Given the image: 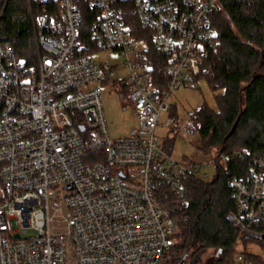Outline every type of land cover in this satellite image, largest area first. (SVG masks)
<instances>
[{
    "label": "built area",
    "instance_id": "2783aa9c",
    "mask_svg": "<svg viewBox=\"0 0 264 264\" xmlns=\"http://www.w3.org/2000/svg\"><path fill=\"white\" fill-rule=\"evenodd\" d=\"M6 3L0 0V18ZM24 4L34 61L0 42V264H167L179 231L160 194L183 208L190 177L235 159L247 164L227 181L228 219L264 249V160L215 148L202 164L178 163L154 135L167 98L192 82L205 50L215 47L219 0ZM150 45L162 57L164 81ZM103 51L122 60L124 78L113 80L116 65L94 60ZM109 81L136 120L125 136L109 135L100 92ZM231 264H264V256L237 251Z\"/></svg>",
    "mask_w": 264,
    "mask_h": 264
},
{
    "label": "trees",
    "instance_id": "16d2710c",
    "mask_svg": "<svg viewBox=\"0 0 264 264\" xmlns=\"http://www.w3.org/2000/svg\"><path fill=\"white\" fill-rule=\"evenodd\" d=\"M89 20L86 17L81 26L86 42ZM212 25L217 32L215 47L205 50L200 71L192 82L204 79L211 91L222 93L215 96V110L201 104L188 115L185 128L199 133L203 141L200 151L241 149L264 160V0H219ZM144 34L139 27V37ZM3 41H10L27 64L34 61L24 0H7L0 18ZM148 52L158 63L156 77L164 81L161 55L152 45ZM246 164L247 160L235 159L217 165L210 181L190 177L183 208H174L170 195L160 194V205L179 231L167 264H178L184 255L185 264H201L206 252H210L206 264H231L239 243L246 242V238L228 219L233 201L227 181L231 175L244 172Z\"/></svg>",
    "mask_w": 264,
    "mask_h": 264
},
{
    "label": "rangeland",
    "instance_id": "374dc122",
    "mask_svg": "<svg viewBox=\"0 0 264 264\" xmlns=\"http://www.w3.org/2000/svg\"><path fill=\"white\" fill-rule=\"evenodd\" d=\"M94 60L108 65H116L111 78H124L126 70L122 65V60L117 58L112 52H98L94 55ZM102 107L107 121L109 135L119 137L127 135L136 126V120L132 115L131 106L125 99L117 82L109 81L100 86ZM222 93V90L211 91L204 79H198L189 85L180 87L172 91L167 98L170 109L162 112L158 117V125L154 130V135L159 143L169 146L173 160L178 163L202 164L210 159L212 152L200 151L203 141L197 131L190 133L186 130L188 115L194 112L201 104H206L211 110L216 109L215 96ZM168 118L173 119L170 126L165 122ZM215 169L213 166L202 167L197 175L204 181L212 180ZM202 174H205L203 176ZM240 245V246H239ZM237 251L253 252L264 256V249L254 240L240 242ZM210 252L202 255L208 259ZM201 258V259H202Z\"/></svg>",
    "mask_w": 264,
    "mask_h": 264
},
{
    "label": "water",
    "instance_id": "95a60500",
    "mask_svg": "<svg viewBox=\"0 0 264 264\" xmlns=\"http://www.w3.org/2000/svg\"><path fill=\"white\" fill-rule=\"evenodd\" d=\"M235 128V125L231 128L230 132L228 133V136L231 135ZM178 264H185V255L183 256L182 260Z\"/></svg>",
    "mask_w": 264,
    "mask_h": 264
},
{
    "label": "crops",
    "instance_id": "0c3cea01",
    "mask_svg": "<svg viewBox=\"0 0 264 264\" xmlns=\"http://www.w3.org/2000/svg\"><path fill=\"white\" fill-rule=\"evenodd\" d=\"M113 80H115V79H113ZM112 82V81H111ZM121 92L124 94V92L121 90ZM170 109V108H169ZM173 120V119H172ZM166 147H167V149H168V151H169V149H170V147L169 146H167L166 145ZM170 152V151H169Z\"/></svg>",
    "mask_w": 264,
    "mask_h": 264
}]
</instances>
